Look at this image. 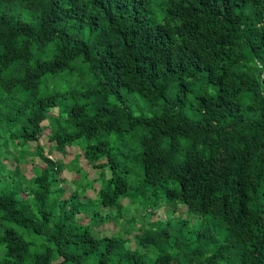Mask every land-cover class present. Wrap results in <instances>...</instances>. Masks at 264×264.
<instances>
[{"label":"trees","instance_id":"trees-1","mask_svg":"<svg viewBox=\"0 0 264 264\" xmlns=\"http://www.w3.org/2000/svg\"><path fill=\"white\" fill-rule=\"evenodd\" d=\"M157 1L0 0V264H264V0Z\"/></svg>","mask_w":264,"mask_h":264},{"label":"rangeland","instance_id":"rangeland-1","mask_svg":"<svg viewBox=\"0 0 264 264\" xmlns=\"http://www.w3.org/2000/svg\"><path fill=\"white\" fill-rule=\"evenodd\" d=\"M157 0H153V3H152V9L156 12H159V10L161 9V7L157 4ZM135 97V96H134ZM127 104L136 112V113H151L152 110L150 109V107L147 106V103L146 101L142 98V97H138L136 99H127L126 100ZM49 133V128H45L44 129V135L41 137V143L42 144H47V135ZM131 144H134V142L130 139L128 140H124L122 142H118L116 143V150H119L118 146H127V145H131ZM30 146V149L33 148L34 146V143L31 142L28 144ZM71 150H73V152L76 151V154H79V149H76V148H71ZM15 154H18L16 152L12 153V156H14ZM72 157H68L66 160H70ZM78 163L77 165L80 166V167H83L85 170H88L89 168V165L86 164V161L83 159V157L81 155H79L78 157ZM26 160H24V162L19 166V169L20 171L22 172V174L26 175L27 177L31 176L33 173H34V168L30 165V162L33 160V162H35V164L37 163L38 165V161L39 159L36 157L35 159L32 158L31 156H27L26 157ZM22 160H20L21 162ZM29 162V163H27ZM7 163V162H6ZM72 162H68L67 165H66V168L62 171L61 175L63 178L66 179V182L69 183L70 185L73 186V182H72V179L75 177V178H79V174H76L74 170H72V166L73 164L71 165ZM76 174V175H75ZM96 173L95 172H91L89 173L87 179L85 177L86 180L88 179H91L93 177H95ZM81 179H79L80 181ZM80 183H84V179H82L80 181ZM92 191L90 190H86V193H91ZM92 194V193H91ZM127 211V209H126ZM132 210L129 211V213H131ZM179 213H183L182 216L184 218H186L187 214L184 213L183 210H180L178 211ZM173 215V212L171 210L170 207L166 206V205H163V206H160L159 209L156 210L155 214L152 216L153 219H156V218H159L161 219L162 221L165 220L167 217ZM140 220H145L144 217L140 218ZM190 222L191 224H194L196 222V218L195 217H192L190 219ZM126 234H123V237H125ZM27 238L29 239H34L36 240V242L32 245L31 247V250L33 249H36L37 247H39V245L41 244L40 242V237L38 236H32V235H26Z\"/></svg>","mask_w":264,"mask_h":264}]
</instances>
